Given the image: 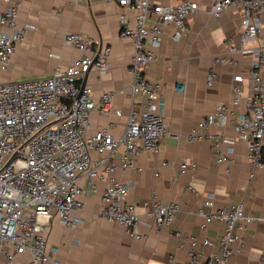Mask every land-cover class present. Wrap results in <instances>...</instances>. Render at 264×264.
I'll list each match as a JSON object with an SVG mask.
<instances>
[{
  "label": "built area",
  "instance_id": "built-area-1",
  "mask_svg": "<svg viewBox=\"0 0 264 264\" xmlns=\"http://www.w3.org/2000/svg\"><path fill=\"white\" fill-rule=\"evenodd\" d=\"M105 1H114L135 12L133 27L125 15L120 16L121 37L130 39L133 45L132 109L122 136L112 135L114 122L90 132L94 113L108 118L122 116L114 107L113 92L103 93L96 102L92 88L83 86L91 72L101 77L109 72L113 55L111 47L96 52V41L91 37L66 35L65 45L81 53L66 69L57 68L47 77L0 83V259L4 258L6 264H17L16 257L26 254L31 264H61L59 249L47 243V232L55 219L70 230L78 228L80 220L72 216L83 211L81 198L95 190V181L106 183L102 218L121 225L134 239H140L141 218L128 200V186L115 174L119 170L141 171L136 165L140 154H160L162 144L172 137L164 114L162 85L150 81L148 73L157 61L156 49L166 30L173 27L172 39L180 41L187 32L188 19L198 13L199 6L192 0H179L177 5H156L150 0ZM0 3L5 5L0 13V73H5L32 27L19 26L18 4L14 0ZM236 8L242 11L239 43L230 39L228 55L215 63L235 67L236 56L251 59L249 93L243 97V78L237 76L231 105L238 108L245 99V112L235 116L232 128L247 147L252 180L264 171V40L259 39L264 25V0H214L211 16L219 20L225 12ZM215 78V72L210 71L209 87ZM231 116L226 104L217 105L215 113L200 122L187 141H207L218 164L232 163L233 147L223 149L224 140L206 132L212 126L226 127ZM197 170V164L187 162L179 169L181 175L195 174ZM213 201L214 194H207L196 213L204 232L213 224L223 226L218 251L205 264H227L240 253L242 234L255 219L245 214L243 204L208 212ZM145 208V216L157 228L171 227L180 212L179 204L164 203L156 195ZM173 237L181 248L187 247L186 264H198L201 250L214 246L209 239H185L181 233ZM259 264H264V257Z\"/></svg>",
  "mask_w": 264,
  "mask_h": 264
},
{
  "label": "crops",
  "instance_id": "crops-1",
  "mask_svg": "<svg viewBox=\"0 0 264 264\" xmlns=\"http://www.w3.org/2000/svg\"><path fill=\"white\" fill-rule=\"evenodd\" d=\"M18 4L20 27L29 25L26 36L14 57L8 72L0 73V83L30 80L50 76L55 69H66L81 53L65 45L66 35L82 34L96 41L94 50L111 47V67L105 76L91 72L87 86L98 102L105 92L115 95L114 107L121 117L108 118L94 113L90 132L107 128L110 122L114 137L123 135L132 109L130 86L133 59L132 41L121 37V15L135 26V12L123 9L116 2L105 0H14ZM156 5H177L179 0H150ZM199 6L198 13L187 21V32L178 42L172 39L173 27L166 30L161 45L156 49L157 61L148 73V79L162 85L164 114L172 137L161 147L158 155L140 154L136 165L141 171L123 172L115 177L128 186V200L135 205L141 218L140 239L129 235L124 227L102 218V193L106 183L95 181V190L81 199L84 209L74 213L79 219L76 230H70L55 219L48 232L47 243L59 249L61 264H186L187 247L174 239L181 233L185 239H209L214 246L201 250L198 264H205L217 253L223 226L213 224L207 232L200 229L201 219L196 213L202 200L214 194V206L208 212L243 204L245 214L255 219L247 224L242 234L239 254L227 264H259L264 257V171L250 180L251 167L247 147L232 128V120L245 112V99L240 107L231 105L236 77L243 78V97L250 90L248 56H236L237 66L215 63L228 55L230 39L239 43L242 35V11L230 9L219 20L211 16L214 0H192ZM5 5L0 3V13ZM264 24V23H263ZM259 39L264 40V25ZM216 74L214 84L207 85L210 71ZM227 105L231 118L226 127L212 126L206 132L219 135L223 149H234L232 163L218 164L211 143L188 142L187 137L217 105ZM181 135L180 140L174 138ZM195 163V174H180L182 163ZM167 163L168 167L162 164ZM158 175V176H156ZM87 186V185H86ZM153 195L164 203L175 202L180 212L171 227L157 228L145 216V204ZM17 264H31L29 255L16 257ZM0 264H6L4 258Z\"/></svg>",
  "mask_w": 264,
  "mask_h": 264
},
{
  "label": "water",
  "instance_id": "water-1",
  "mask_svg": "<svg viewBox=\"0 0 264 264\" xmlns=\"http://www.w3.org/2000/svg\"><path fill=\"white\" fill-rule=\"evenodd\" d=\"M86 83H87V77H86L85 81L83 82V86H85Z\"/></svg>",
  "mask_w": 264,
  "mask_h": 264
}]
</instances>
